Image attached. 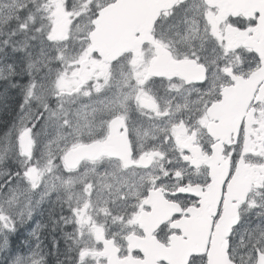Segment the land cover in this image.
<instances>
[{
    "label": "snow or ice",
    "instance_id": "1",
    "mask_svg": "<svg viewBox=\"0 0 264 264\" xmlns=\"http://www.w3.org/2000/svg\"><path fill=\"white\" fill-rule=\"evenodd\" d=\"M0 264H264V0H0Z\"/></svg>",
    "mask_w": 264,
    "mask_h": 264
},
{
    "label": "water",
    "instance_id": "2",
    "mask_svg": "<svg viewBox=\"0 0 264 264\" xmlns=\"http://www.w3.org/2000/svg\"><path fill=\"white\" fill-rule=\"evenodd\" d=\"M169 211H170V214H171L172 209L169 208Z\"/></svg>",
    "mask_w": 264,
    "mask_h": 264
}]
</instances>
